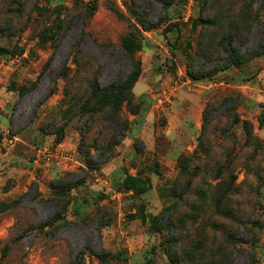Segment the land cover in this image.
I'll return each mask as SVG.
<instances>
[{"label":"rangeland","instance_id":"rangeland-1","mask_svg":"<svg viewBox=\"0 0 264 264\" xmlns=\"http://www.w3.org/2000/svg\"><path fill=\"white\" fill-rule=\"evenodd\" d=\"M129 25L133 99L121 121L91 119V80L131 72ZM231 29L241 69L217 46ZM259 45L264 0H0V264H264ZM125 173L152 189L121 190Z\"/></svg>","mask_w":264,"mask_h":264},{"label":"trees","instance_id":"trees-1","mask_svg":"<svg viewBox=\"0 0 264 264\" xmlns=\"http://www.w3.org/2000/svg\"><path fill=\"white\" fill-rule=\"evenodd\" d=\"M20 1H23V0H17V3L20 4ZM95 7L96 6L94 5L92 9H95ZM18 10L19 12L17 13L22 12L20 8ZM209 24H213V22H209ZM252 24H253V21L251 22L250 20L247 23V18H246V25L241 29V32L245 28L244 31L246 32V34H248L252 28L251 27ZM57 25H58V22L56 23L55 27H57ZM129 28L130 30L128 34L125 36V38L122 41L121 51H122L124 58L131 66V72L125 81H122V82L118 81V82L112 83L107 88H100L96 76L91 80V84H89L90 93L93 96V98H97L98 103L95 104L96 107H93L91 106L90 101H85L80 107H78L80 109L79 112L82 111L84 112V114H88L91 119H95L97 116L100 117V114H102V115H109L107 118L104 119L106 121L108 120L109 121H112V120L121 121L122 120L121 109H122L123 103L124 102L130 103L133 99L132 89H134V87L138 83L141 77V74H142L141 61L137 57V54L138 52L141 51V49L143 48V45H142L140 31L134 26L129 25ZM143 28L144 30L150 29V27H145V26ZM237 31L235 32V30L233 29L229 30V32H227V34H224V36L220 39L217 46L220 52H223L228 56L227 57L228 60L226 59L228 63L227 67L234 66L237 69H241L243 65L242 58L240 57L239 51L236 48H234L232 45L233 41L237 39L238 37ZM42 39H44V43H45L48 39V36H42ZM202 44H204V42L200 44V48L198 50L199 56H198L197 61L203 60L204 65L202 64V66L213 65L212 63L213 61L208 58L209 53H210L209 52L210 50L208 51L209 47H205V46L203 47ZM263 52H264V46L259 45L258 48L254 52H251L249 54L252 56H256V55L258 56V55H262ZM5 53H6L5 50L0 49V55H3ZM225 69L226 68H224V70ZM219 71L220 69H217L214 66V69H212L211 73L215 74L216 72H219ZM61 75L64 76L65 78L67 77V74H61ZM203 77L206 78L207 76H203ZM193 79L197 80L198 78L193 77ZM122 127L127 128L128 123L123 121ZM64 128L62 127V129H59L57 131V134H58L57 142L58 143H61L63 140L64 134H65ZM99 135H102V134L99 133ZM120 143H121V140L119 139L117 142L114 143V145L116 146ZM94 147L96 150L100 151V159H102V162L106 163L107 162V157H105L106 148L99 149L98 145ZM119 187L123 191L132 192L136 195L143 196L152 189V183L149 178L144 177L141 174L132 175L129 173H125L124 175H121V174L119 175ZM64 195H66L67 197H70L69 194H64ZM62 218L63 217L58 216L56 220H60ZM150 221L155 223L156 218L151 215ZM238 241L243 242V240H238ZM174 257H175V260L178 262L177 257L176 256Z\"/></svg>","mask_w":264,"mask_h":264}]
</instances>
